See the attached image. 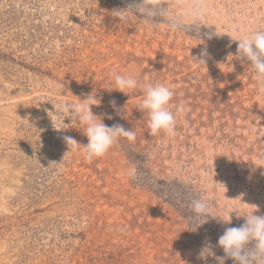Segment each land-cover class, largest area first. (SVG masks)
<instances>
[{
	"label": "rangeland",
	"instance_id": "1",
	"mask_svg": "<svg viewBox=\"0 0 264 264\" xmlns=\"http://www.w3.org/2000/svg\"><path fill=\"white\" fill-rule=\"evenodd\" d=\"M205 2L175 30L118 20L124 0H0V264H217L202 248L223 257L224 229L264 215V95L235 41L264 27V0ZM112 73L174 90L175 137L150 134L143 89L115 90ZM89 95L136 132L91 162L85 126L59 111ZM198 198L216 217L192 231Z\"/></svg>",
	"mask_w": 264,
	"mask_h": 264
},
{
	"label": "clouds",
	"instance_id": "2",
	"mask_svg": "<svg viewBox=\"0 0 264 264\" xmlns=\"http://www.w3.org/2000/svg\"><path fill=\"white\" fill-rule=\"evenodd\" d=\"M124 3V8L112 12L118 20L127 21L129 17L126 13H131L154 26L158 27L159 24L165 23L175 30L189 27L196 29L200 19L208 12V4L205 0H195L190 7H184L177 0H124ZM188 19L193 20L194 23L186 24L185 21ZM235 41H238L239 56L246 58L255 71L258 78V94L264 95V27L245 33ZM209 55L205 48L201 50L199 57H192L198 64L206 65L205 58ZM112 77L115 83L114 89L122 93L127 94L138 87L143 89L144 98L139 104V109L147 112L151 135L157 136L163 133L168 137H175L177 116L183 111V107L176 106L173 111L175 92L172 88L162 83L143 85L132 75L112 73ZM97 100L89 95L81 99L80 103L64 102L59 109L64 116L77 119L85 126L83 133L87 136L88 143L83 145V155L89 162L103 157L121 138H126L129 142H134L136 139V132L132 129H126L118 123L108 126L102 118L95 115L92 106L98 105ZM112 105L115 108L114 101ZM63 139L70 151L80 150L81 144L73 137L65 136ZM191 209L192 231L207 223L210 216L216 217L212 202L204 198L194 199L191 202ZM256 211L238 215L244 217V223L239 227L224 229L218 239V246L225 253L223 257L215 256L210 244L202 248L200 256L202 258L213 256L217 264H225L227 259H232L234 264H264V215H256ZM222 221L230 223V220L222 219Z\"/></svg>",
	"mask_w": 264,
	"mask_h": 264
}]
</instances>
